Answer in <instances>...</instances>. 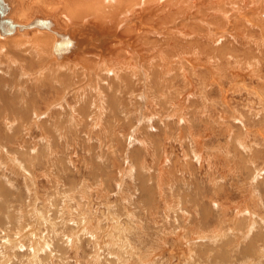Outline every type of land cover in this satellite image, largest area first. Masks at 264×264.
<instances>
[{
	"label": "rangeland",
	"instance_id": "374dc122",
	"mask_svg": "<svg viewBox=\"0 0 264 264\" xmlns=\"http://www.w3.org/2000/svg\"><path fill=\"white\" fill-rule=\"evenodd\" d=\"M168 1L115 78L0 38V264H264V0Z\"/></svg>",
	"mask_w": 264,
	"mask_h": 264
},
{
	"label": "bare ground",
	"instance_id": "6f19581e",
	"mask_svg": "<svg viewBox=\"0 0 264 264\" xmlns=\"http://www.w3.org/2000/svg\"><path fill=\"white\" fill-rule=\"evenodd\" d=\"M228 2H230V1H228ZM257 2H261V1L256 0V3L254 4L256 6V10L254 9L253 12L258 10L257 9L258 8ZM224 3H227L226 0H224L223 3L220 0V2L217 5L223 6V5H225ZM244 4L247 6L246 3H244ZM254 5H253V8H255ZM262 5L263 4H261L260 6H262ZM170 6H171V3L168 0H0V12L2 13V17L0 16V31L3 33V34L0 33V38L1 39L15 38V39L21 40V38H28V36H29V37H31V39L28 42L23 41L24 42L23 43V42L19 41L21 43V46L25 49V52H29L30 54L31 53H33V54L37 53L39 55V53H42L41 50L43 51L44 48L46 50L47 47H50V50H51V53H50L51 59L50 60H51V62H54L55 64L64 63L66 61H69L70 58H72L74 56L77 57L78 55H80L83 57H81V59H79L80 60L79 65H83V67L85 69L90 70L92 67L91 63H93V62L96 63L97 61H100L101 63H103L104 61H106V64L108 65L107 66L108 72H110V74H111V70H112V75H114V78H115L116 77L115 74L118 72L116 69L117 63L118 62H125L129 58V56H131V54H132L131 52L126 51V49L124 48L125 46L132 48L133 42H136L139 44H142V42H143L144 47H145L144 49L150 48L149 50L153 49V51H154L155 45H156L155 48L156 49L158 48L157 46H159V44L157 45V42H155V44L152 45L151 41L147 38L149 33H150L147 30H149L151 27L149 26V28H148L147 26H143V27H145L146 30H145V32H143V30H142V32H143L142 33L141 30L137 28V26L140 24L142 17H151L152 20H151V22H149V24L153 25L154 15L156 14V12L158 13V16H159V13L164 15L165 12H167V11L169 12ZM159 11H161V12H159ZM195 11H197V8ZM171 12L172 11H170L169 13H171ZM225 12H227V11H225ZM214 14H216V13H214ZM219 14H220V12H219ZM227 14H229V13H227ZM224 16L226 17V15H224ZM174 17H176V16L174 15ZM226 18H228V17H226ZM238 19H237V21H238ZM35 20H39L41 22H39V23L35 22V26L30 25ZM72 20H74V21L82 20L83 23H76L74 21L72 22ZM197 20L199 21L200 19H197ZM6 21H10L11 24H9ZM120 23H128L129 25L134 24L135 29H137L136 32H138L139 35L137 37L133 31H128V35L130 36V39L125 37V40L121 41L120 45L115 44V45L109 46L110 44L107 43V41H106L107 38H105L106 36L103 33H106V31L109 30V27L115 28ZM170 23H171V21H170ZM259 23H263V22L260 21ZM10 25L12 26L11 29H10ZM191 27H194V26H191ZM9 29L12 32H10V34L5 33V31H7ZM141 29H142V27H141ZM175 31L176 30H174V32ZM186 32H187V30L184 33H186ZM43 33H46V34H43ZM86 33H90L91 35L88 36V38L92 39L94 41L84 39L83 36ZM113 33H116V31H114ZM189 33H190V31H189ZM196 33H198V32L196 31ZM178 34H180V33H178ZM168 35H170V34L168 33ZM174 35H177V34H174ZM144 37H146V38H144ZM178 37H180V36H178ZM181 38H183V36ZM195 39H196V37L194 38V40ZM180 40H178V41H180ZM255 40H257V39H255ZM57 43L59 44V46L56 45ZM168 43H169V41H167L165 45H167ZM180 44H181V42H180ZM122 48H123V51L120 53L119 51ZM161 51L162 50H160V52ZM0 52H2V51H0ZM15 52H16V50H15ZM132 52L134 54H138V53H136V51H132ZM155 54H158V53H155ZM9 55H10V53H9ZM138 55L140 57V54H138ZM161 55H163V54L161 53ZM14 56L17 59L22 58L21 54H16ZM48 56H50V55H48ZM92 56L95 57V60H93ZM152 56H154V55H152ZM162 57H164V56H162ZM153 58L155 59V61H156V59L159 60V58H157V57H153ZM26 59H28V58H26ZM163 60H165V59H163ZM111 61L115 62V64H113V65L108 64ZM159 61H161V60H159ZM47 62H48V60H47ZM42 64H43V62H42ZM45 64H47V63L45 62ZM33 65L34 64L29 65L31 67V68H29V71L34 70L35 65H34V67H33ZM79 65L77 66V64H76L75 66H72V64H71L70 67H72L71 69L73 70L74 67L77 66L78 68H76V69L79 71V70H82V69H80ZM26 66L27 65H25V68L28 71V69H27L28 66L27 67ZM46 67L49 68L48 65H44L45 70H46ZM36 69H37V67H36ZM26 70H24V71H26ZM108 72H107V74H108ZM27 76H28V74H27ZM127 86H128V84H127ZM6 99H5V101H7Z\"/></svg>",
	"mask_w": 264,
	"mask_h": 264
},
{
	"label": "water",
	"instance_id": "95a60500",
	"mask_svg": "<svg viewBox=\"0 0 264 264\" xmlns=\"http://www.w3.org/2000/svg\"><path fill=\"white\" fill-rule=\"evenodd\" d=\"M0 16L2 17V13L0 12ZM6 22H8L9 24H11V22L10 21H6ZM35 22H41V21H39V20H35V21H33L30 25H32V26H35ZM11 25H10V29H11ZM10 29L9 30H7V31H5V33H8V34H10V32H12V31H10ZM0 33L1 34H3L1 31H0ZM59 43V42H58ZM56 44V45H58L59 46V44ZM66 49V48H65Z\"/></svg>",
	"mask_w": 264,
	"mask_h": 264
}]
</instances>
